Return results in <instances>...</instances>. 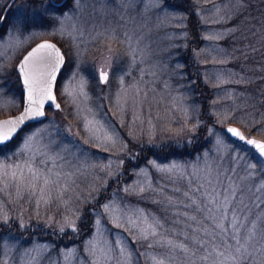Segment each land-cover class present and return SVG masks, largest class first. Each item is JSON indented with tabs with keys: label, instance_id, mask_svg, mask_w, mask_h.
<instances>
[{
	"label": "rangeland",
	"instance_id": "obj_1",
	"mask_svg": "<svg viewBox=\"0 0 264 264\" xmlns=\"http://www.w3.org/2000/svg\"><path fill=\"white\" fill-rule=\"evenodd\" d=\"M9 1L0 0V15ZM183 1L187 5L190 4L197 20L193 22L198 29V37L195 40L191 37L189 29L191 24H189L187 12L179 7L171 6L165 0H80L79 9L75 11L72 0L63 10L51 7L48 0H17L13 5L8 13L6 27L9 34L0 40V67L3 68V71H0V87H4L0 105L11 100H18L20 104H23V89L21 84L14 80L13 74L26 50L36 41L47 37L63 44L68 60L57 85V95L63 108L50 109L48 117L42 123L29 124L30 127H26L24 131L33 128L42 129L43 131L37 136V144L41 151L52 155L59 153L64 159L57 161V164L64 163L63 171L74 174L68 181L69 189L64 194L63 202L54 201L48 208L41 206L40 217L35 215L33 205L27 197L20 204L13 205L9 203L6 196L0 195V201L8 205L7 211L10 217L7 224L2 221L0 224L9 227L17 226L20 231L30 228L41 229L38 233L44 236L53 233L55 236L53 238H61L60 234L67 230L71 231L67 233L69 236L79 237V233L82 232H79L78 223L82 219L86 221V218H91L92 228L86 236L83 235L82 241L69 244L58 243L56 239L50 242L47 237L42 238L38 233H23L19 234L20 236L13 233L3 234L0 237V262L33 264L35 259L37 264H89L90 257L84 249L89 240L97 237V229L112 243L113 247L117 239H123L130 245L134 253L132 264H137L135 255L137 252L140 254L139 264H151L150 256L163 258L159 254L169 252L167 247L147 248L139 240L132 244L130 234L126 231L128 224L124 223V227L117 228L113 223L114 214L103 213L101 205L115 201L121 209H142L149 214L150 220L153 215L158 218L163 227L158 229L160 235L156 239L172 240L175 244L187 245L196 253L195 264H214L215 261L222 260L224 257L216 255L213 251V237L206 235L203 231L207 228L214 233L216 230L213 224L206 220L202 213L196 211L195 206L185 207L191 203V200L182 193L189 191L187 179H191L193 188L203 184L204 189L208 191L212 190L213 185L221 193L230 185L234 187L235 199L228 209V214L231 217L234 210L240 218L243 225L240 228V236L246 237L248 229L255 224V237L246 244L247 253L250 254H246L247 264H264V239H262L264 237V170H260L259 164L255 171L247 167L248 162L255 163L251 153L246 151L240 142L229 136L224 129L230 123L239 125L232 118H235L238 109L244 110L242 107L237 106L235 109L229 105L230 95L226 92V86L237 77L238 67L234 65V50L230 52L222 43V39L229 30H234L233 26L229 27L233 22L231 20L235 19L232 13L235 14L238 11L242 0ZM65 13L72 18L64 20ZM180 16L183 17L182 21ZM239 26L243 25L240 23ZM62 27L66 33H72L75 44L79 45L81 52L80 59L77 61L79 74L75 78L71 76L75 68L72 60V52L75 51L72 37L67 34L63 36L54 34ZM113 29L118 35L127 32L132 37L137 63L135 67L128 68L130 76L122 72H116L115 77L112 75L116 68L114 61L117 54L124 56L122 67H127L129 59L126 55L127 49L113 44L112 51L97 52V48L103 42L92 39L97 33L107 34V30ZM254 33H257V29ZM254 37L256 38V35ZM120 38L123 40V35H120ZM260 40L257 39V42ZM191 43H194L193 49L190 48ZM254 48L256 49L253 47L251 50L254 51ZM257 49L260 47L257 46ZM262 54L264 55L263 52L258 51L257 57L253 59V62H256L255 71L260 67L258 64L263 63ZM94 58L97 67L109 72L107 84L100 83L86 70ZM193 60L195 61L192 63ZM236 65H240V60L236 62ZM190 72L201 76L203 82L213 91L212 97L208 96L207 90L202 96L208 103L205 108H203V102L199 101V92L195 88L197 76L194 74L192 76ZM120 76H123L122 83L119 80ZM81 77L85 81L84 91L87 93V100L78 94V82ZM61 83L68 86L69 91L73 93L72 96L60 95ZM132 85L148 93V100L144 104L141 115L147 117L150 112L157 129L161 125L169 126L173 130L178 129L180 124L177 121L183 120L184 114L177 109L186 108L189 127L194 123L199 125L195 133L174 137L173 133L158 132L152 143H149V136L142 133L136 141H133L126 134L130 130L129 114H125L123 128L119 127L120 116L117 114L112 119L117 123V130L127 148L110 147L108 151L97 148L91 143L82 127V117L88 115L86 109L91 108L93 112H96L97 118H100L99 113L102 111L115 112L116 109L113 106L115 94L127 90L129 96L135 95ZM110 96L113 99H109ZM100 97L104 99H98ZM73 100H75L74 103ZM97 104L103 105V108H98ZM10 114L12 109L5 108L3 112H0V117ZM157 117L163 119H157ZM208 117H212L213 121H208ZM135 127L139 132V125ZM144 127L147 128L146 122ZM206 127L207 131L205 130L202 142L200 141L202 147L190 155L189 153L183 156L149 154L141 162H132L137 160L144 145L158 149L160 146L175 144L173 139H176L178 146H191L195 139L200 140V134ZM68 128L71 129V134L76 140L82 143L88 141L89 151L86 156L76 159V156L62 150L61 145H68V142L57 130ZM242 129L249 135L244 128ZM18 139L19 137L17 141ZM15 159L13 157V160ZM109 159L113 162L112 166L104 167L108 165ZM150 162H155L161 167L175 165L178 171L160 172ZM130 163L133 166H128L129 172H127L124 165ZM48 167H52L51 163ZM179 171H183L187 179H181ZM193 173L196 175L194 176ZM62 182H64L63 178ZM139 186H143L145 191L141 193ZM125 188L129 191L125 192ZM93 189H97L100 195L96 196ZM174 189L180 191L176 192ZM77 196L80 197L79 200L76 199ZM88 196L94 197L91 203L84 199ZM190 196L197 201L204 200L200 193H190ZM169 199L174 203L169 204ZM209 207L212 206L209 205ZM84 209L88 210L86 217L83 216ZM18 213H22L21 219L26 225L24 228H21L17 222ZM213 214L219 219L220 212L215 208H213ZM66 217L75 222V232L66 226L63 232L59 231ZM190 217H195V220ZM95 220H99L100 224H95ZM46 222L47 226H45ZM121 222L123 223V219ZM135 235V232L131 233L132 237ZM191 236L206 240L208 242L206 248L194 247L188 239ZM241 242L245 241L242 239ZM220 243L219 237H215V244ZM36 248L45 249L43 255L34 252L33 249ZM68 249H74L75 252L65 262L61 253ZM219 251H223L225 257L229 255V250L224 247H220ZM207 253H211L208 261L201 262L198 258ZM169 254L174 259L166 261V264H191L185 253L178 248ZM232 254H235L234 251ZM226 264L229 262L226 261Z\"/></svg>",
	"mask_w": 264,
	"mask_h": 264
},
{
	"label": "snow or ice",
	"instance_id": "obj_2",
	"mask_svg": "<svg viewBox=\"0 0 264 264\" xmlns=\"http://www.w3.org/2000/svg\"><path fill=\"white\" fill-rule=\"evenodd\" d=\"M198 2V0H197ZM73 10H78L80 6V0H72ZM6 17L0 15V25ZM72 17L68 13L64 14V20H70ZM181 21L183 17H179ZM59 19V18H57ZM63 25V21H61ZM8 30L0 35V40L4 39V36L8 35ZM54 34H59L61 36L67 34L72 37L73 46L75 51L72 52V60L75 68L71 73V76L75 78L79 74V64L77 61L80 59L81 52L79 50V45L75 44V37L72 33H66L63 27L57 29ZM83 33H81L82 35ZM123 35L124 39L120 38ZM118 35L116 31L107 30L105 33H97L92 37L93 40L102 41L103 43L97 48V52L112 51V45L116 44L123 46L127 49L126 55L129 57L127 61V67H122L124 63V56L122 54H117L115 57V71L112 75L115 77L116 72H122L130 76L128 68L135 67L137 63L135 49L133 48V40L127 32ZM65 64V56L61 52V49L54 43L43 42L32 48L31 51L23 57L22 61L19 62L17 66V74L21 77L22 88H23V104H20L18 100L7 101L5 104L0 105V112H3L5 108L12 109L11 115H6L5 118L0 119V195H4L9 200L10 204H20L25 197L33 205V211L37 217L42 215L40 209L41 206L48 208L55 201L57 203L63 202L64 194L69 189L68 181L74 173L65 172L63 168L64 163L57 164V161H63V157L59 153L55 155L49 154L47 152L41 151V148L37 144V136L43 131L39 128H33L28 131H24L25 127L30 122L42 123L40 118L45 117V104L47 103L49 107L54 109H61V104L57 102V74L60 72L62 66ZM90 74L94 75L95 78L100 82L107 84L109 82V72L104 68L97 67L95 63V58L90 63L89 67L86 69ZM0 71L3 68L0 67ZM120 82H123V76L119 77ZM85 81L83 77L78 82V94L83 96L85 100L88 99L87 93L84 91ZM134 89L135 95L129 96L127 90H122V92L116 93L113 106L115 107V112L102 111L99 113L97 118V113L93 112L91 108L86 109L88 115L82 117V127L86 134L89 136V140L97 148H101L104 151H108L110 147L115 148L117 146L121 148H127L124 143L123 138L120 136L117 130V123L113 121L112 117L117 114L120 116L119 127H124V117L125 114H129L130 125L129 131L126 133L129 138L136 141L139 135L146 133L149 136V143L153 142V138L156 137L158 132L160 134L169 132L173 133L175 136H180L186 133H195L198 128V123H194L191 127L188 125V111L186 108L177 109L182 111L184 114L183 120L177 121L180 127L173 130L171 127L166 125H161L157 129V125L153 123L151 114L147 117H143L141 113L144 110V104L148 100V93L142 89L131 86ZM59 92L61 96L67 94L72 96L73 93L69 91L66 84L61 83ZM4 95V87H0V97ZM98 99H104L100 97ZM113 99V97H109ZM75 100H73V103ZM215 103V102H213ZM98 108H103V105L97 104ZM79 115V114H78ZM91 116V118H89ZM157 119H163L157 117ZM106 122V123H105ZM145 122L147 123V128L144 127ZM258 123V127L252 129L253 131L260 132L264 134V121L254 122ZM136 125H139V132H137ZM58 133L63 134L65 140H67L68 145H61L63 151L68 152L69 155L76 156V159H80L81 156H86L89 147L88 141L80 142L76 140L72 134L71 129H58ZM226 132L230 134L235 141L240 142L249 153L251 157L255 160V163L248 162L247 167L253 171L256 170L257 164L260 165V170H264V139L249 138L239 128L228 127ZM17 137H19L17 141ZM190 142V141H187ZM173 143H178L176 139H173ZM165 147L169 145H164ZM46 147V146H45ZM235 151V149H232ZM79 153V155H77ZM13 157L16 159L13 160ZM39 157V159H37ZM51 163L52 167H48ZM112 160L109 159V163L104 167H111ZM122 163V161H121ZM154 167L160 172H173L178 171L176 166L172 167H161L156 165L155 162H150ZM57 169V170H53ZM78 171V169H77ZM251 174V173H250ZM181 179H187L183 171H179ZM195 176L196 173H193ZM62 178L64 182H62ZM189 191L183 192L182 195L189 198L191 203L185 205V207L195 206V210L202 213L204 218L213 224L214 233L210 232L207 228L203 229L206 235L213 237V251L218 257H224L222 260L215 261L214 264H247V241L252 240L255 237V224L252 228L248 229V235L246 237L240 236V228L243 226L240 222V218L235 214L233 210L231 217L228 214V209L231 207L232 201L235 199V189L233 186L224 188L223 193L217 190L213 185L212 190L208 191L204 189V185L200 184L198 187H192V180L187 179ZM204 189L203 191H201ZM96 196L100 193L97 189H93ZM125 192L129 189L125 188ZM139 191L142 193L145 191L143 186H139ZM174 191L179 192V189H174ZM190 193H200L204 197L203 201H197L192 199ZM77 200L80 199L79 196L76 197ZM88 203H91L94 197L88 196L84 198ZM169 204H173L174 201H168ZM211 205L212 207H209ZM8 205L0 201V221L7 224L10 217L7 211ZM103 213L114 214L113 223L117 228L124 227V223L128 224V229L130 238L132 239V244H135L137 240L141 241L147 248L156 247H167L169 252L175 249H180L185 253L186 257L191 264H195L196 253L191 251L185 244H175L172 240L156 239L160 235L158 229L163 227L161 221L154 215L149 219V214H146L142 209H132L127 210L119 208L115 201H110L101 205ZM213 208L220 212L219 219L213 214ZM91 211V209H90ZM101 213V214H103ZM74 214V213H73ZM187 215V213H184ZM22 213L17 214V222L21 228L26 227L22 222ZM123 219V223L121 222ZM190 219L195 220V217H190ZM227 222V224L225 223ZM39 223V221L37 222ZM95 224L99 225L100 221L95 220ZM47 226V222L45 223ZM70 228L72 231H76L75 222L69 218H65L64 225L59 228L60 232L64 231V227ZM97 237L93 240H89L85 245L84 251L88 253L89 264H132L133 262V251L132 247L128 245L123 239H117L115 247L106 238L103 237V233L97 229ZM135 232L134 237L131 233ZM219 237L220 244H215V237ZM198 249H205L207 241L199 238L198 236H191L188 238ZM242 239L245 241L242 243ZM264 239V237H262ZM220 247H224L229 250V255L225 257L223 251H219ZM34 252L43 255L45 249L36 248L33 249ZM234 251L235 254H232ZM74 249H68L66 252H62L61 255L65 262L68 257L74 254ZM169 252H164L161 255L163 258H157V256H150L149 259L151 264H166V261H172L174 257L169 254ZM137 257V264H139L138 257L139 253H135ZM211 253L200 256L198 259L201 262H207ZM0 264H7V261H2ZM33 264H37L34 259Z\"/></svg>",
	"mask_w": 264,
	"mask_h": 264
},
{
	"label": "trees",
	"instance_id": "obj_3",
	"mask_svg": "<svg viewBox=\"0 0 264 264\" xmlns=\"http://www.w3.org/2000/svg\"><path fill=\"white\" fill-rule=\"evenodd\" d=\"M175 6L187 12L190 20L189 24H191V26L189 27V29L191 30V37L193 38L192 40H195L198 37V29L195 27L196 23L195 25L193 24L195 20V14L194 11L190 8V4L187 5L183 0H180L175 4ZM232 14L235 19L231 20V22H233L229 27L233 26L234 30H229L225 38L222 39V43L226 45L230 52L234 50V65L238 67L236 71L238 72V74L237 77H235V80L233 78L232 82L229 85L227 84L226 92L230 95L228 97L230 106H232L233 108H237L238 106L244 109H238L236 115L234 116L235 118H232V120L238 123L242 128H244L246 132L250 133L251 135H256L264 139V134L252 130L255 127L259 126L258 123L254 122L264 121V55H261L263 63L261 65L258 64L260 67L257 68L256 71V62H253V59L257 57L258 51L264 53V0H242V4L239 6L238 11L235 12V14ZM240 23L241 25H243L242 27L239 26ZM255 29H257V33H254ZM254 35H256V38L254 37ZM257 39L261 40L257 42ZM196 44L198 46L199 42ZM191 46L192 47L190 48L193 49L194 43H191ZM257 46H259L260 49H257ZM253 47H256V49L254 48V51L251 50ZM238 60H240V65H236V62ZM194 61L195 60H193L192 63ZM187 69L189 70V65ZM190 74L192 76L193 74L194 76H197V84L195 88L199 92L198 99L199 101L203 102L202 105L203 108H205L208 103L203 100L202 96L207 90L209 91L208 96L212 97L213 91H211L208 84H205L203 82L201 76L195 74V72H190ZM13 76L14 80L21 84V79L18 76L17 71H14ZM242 111H244L245 113H241ZM208 121L212 122V117H208ZM27 127H30V125H28ZM206 129L207 127L204 128V131L201 132L200 140L195 139L191 146H178L175 143L170 144L168 147L160 146L157 149L153 148L150 145H144L142 147L143 150L138 154L137 160L132 162H141L143 161L144 157L149 156V154L154 156L169 154H171L172 156H183L189 153L190 155L191 153H193V151L202 147V143L200 144V141L201 139H203ZM192 147L193 149H191ZM128 166L132 167L133 165L132 163L124 165V169L127 172H129V170L127 169ZM83 216H88V210L85 211L84 209ZM91 223V218H86V221H84L83 219L79 221V232L82 233H79L80 236L77 238H75L74 235L69 236L67 234L71 233V231L69 230L61 233V238H53L55 237L53 233H50L48 236H44L41 235V233H38L41 231V229L30 228L28 230L26 229L25 231H20L19 227L17 226L14 227L12 225L13 227H9L0 224V237L3 234L8 233H13L17 236H20L19 234L23 233H38L42 238L47 237V240H50V242H53V240L56 239L58 243L60 242L62 244L78 243L84 239L83 235L86 236V234H88V232L91 230Z\"/></svg>",
	"mask_w": 264,
	"mask_h": 264
},
{
	"label": "water",
	"instance_id": "obj_4",
	"mask_svg": "<svg viewBox=\"0 0 264 264\" xmlns=\"http://www.w3.org/2000/svg\"><path fill=\"white\" fill-rule=\"evenodd\" d=\"M15 1H16V0H10V1L8 2L7 6H6L5 10H4L3 16L6 17L7 13H8L9 10L11 9V7H12L13 4L15 3ZM63 1H65V0H63ZM1 27H2V25H0V28H1ZM45 41L56 44V45L61 49V52L64 54L63 49L59 46V44H58L55 40H53V39H51V38H43V39L37 41L33 46H31V47L27 50V52L22 56V58L20 59V61H22L23 57L26 56L27 53H28L29 51L32 50V48L36 47L37 44H39V43H43V42H45ZM64 56H65V54H64ZM20 61H19V62H20ZM19 62H18V64H19ZM65 62H66V56H65ZM18 64H17V66H18ZM64 65H65V64H64ZM64 65L62 66L60 72L57 74V80H58V78H59V76H60V74H61V71H62L63 68H64ZM56 83H57V81H56ZM23 102H24V99H23ZM57 102L61 104V108H62V103H61V101L58 99V97H57ZM48 108H51V107H49L48 104L46 103V104H45V108H44V110H45V117L40 118V120L43 121V120H45V119L47 118V116H48ZM52 109H54V108H52ZM55 110H59V109H55ZM10 115H11V114H10ZM3 118H5V116L0 117V119H3ZM33 123H38V122H30L29 124H33ZM29 124H28V125H29ZM28 125H27V126H28ZM27 126H26V127H27ZM26 127H25V128H26ZM228 127H236V128H239L242 132H244L243 129H242L239 125L234 124V123H230V124L226 125L225 128H224L225 131H226V129H227ZM226 133H227V132H226ZM244 133H245V132H244ZM227 134H228V133H227ZM245 134H246V133H245ZM228 135L230 136V134H228ZM246 135H247V134H246ZM232 138H233V137H232ZM249 138H255V139H258V140H259V139H263V138H260V137H257V136H249Z\"/></svg>",
	"mask_w": 264,
	"mask_h": 264
},
{
	"label": "flooded vegetation",
	"instance_id": "obj_5",
	"mask_svg": "<svg viewBox=\"0 0 264 264\" xmlns=\"http://www.w3.org/2000/svg\"><path fill=\"white\" fill-rule=\"evenodd\" d=\"M168 4H170L171 6H175V4L178 2V0H165ZM17 2V0L15 1V3ZM14 3V4H15ZM70 3H71V0H65V1H63V0H48V4L51 6V7H53V8H55V9H58V10H63V9H65L66 7H68L69 5H70ZM13 4V5H14ZM13 7V6H12ZM11 11V10H10ZM9 11V12H10ZM8 12V13H9ZM4 13V12H3ZM3 13H2V15H3ZM8 13H7V15H6V18L4 19V21H3V24H2V27L0 28V34L1 33H3L5 30H6V27H7V22H8ZM42 39V38H41ZM40 39V40H41ZM39 41V40H38ZM58 44H59V46L63 49V52H64V54H65V56H66V62H65V65H66V63H67V60H68V54H67V51H66V48H65V46H63V44H61L60 42H58L57 40H55ZM37 42V41H36ZM35 42V43H36ZM34 43V44H35ZM33 44V45H34ZM32 45V46H33ZM26 52H27V50H26ZM25 52V53H26ZM24 53V54H25ZM23 54V55H24ZM65 65H64V68H63V70L61 71V72H63L64 71V69H65ZM16 71H17V66H16ZM62 74V73H61ZM61 74H60V76H61ZM60 76H59V78H60ZM20 77V76H19ZM59 78H58V80H57V83H56V88H57V85H58V82H59ZM20 79H21V77H20ZM21 86H22V81H21ZM23 89V88H22ZM57 97H58V95H57ZM59 99V98H58ZM63 108V107H62ZM49 109H51V108H48V112H49ZM61 110V109H60Z\"/></svg>",
	"mask_w": 264,
	"mask_h": 264
}]
</instances>
